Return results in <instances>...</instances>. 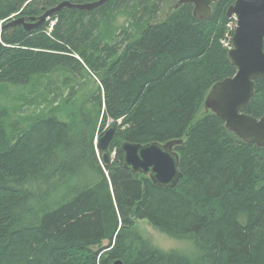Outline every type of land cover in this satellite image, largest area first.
I'll use <instances>...</instances> for the list:
<instances>
[{"label": "trees", "instance_id": "trees-1", "mask_svg": "<svg viewBox=\"0 0 264 264\" xmlns=\"http://www.w3.org/2000/svg\"><path fill=\"white\" fill-rule=\"evenodd\" d=\"M94 1L0 0V28ZM234 1L198 20L190 4L159 18L162 0H108L0 31V90L31 88L23 108L0 109V264H264V148L204 109L236 72L221 44ZM89 76L97 84L82 97ZM37 102L38 113L26 111ZM241 113L264 114V78ZM109 121L113 138L99 151ZM171 141H181L173 189L123 167L122 143ZM137 221L191 253L156 247Z\"/></svg>", "mask_w": 264, "mask_h": 264}, {"label": "water", "instance_id": "water-1", "mask_svg": "<svg viewBox=\"0 0 264 264\" xmlns=\"http://www.w3.org/2000/svg\"><path fill=\"white\" fill-rule=\"evenodd\" d=\"M107 1L97 0L84 4L63 2L44 11L39 17L28 20L19 17L4 27L21 26L24 31L29 32L41 27L62 9L91 12L102 7ZM219 1L177 0L164 16L172 9L191 4L193 17L206 20L211 16V5ZM161 16L162 14L159 18ZM225 16L227 19L235 18L231 49L228 50L227 57L236 72L233 77L216 83L210 89L204 99V109L211 111L222 120L225 129L242 142L264 148V114L261 118L255 119L241 113L254 95V82L264 78V0H235L226 10ZM3 28L1 27L0 31ZM112 138L113 129L109 128L102 137L98 138L97 149L107 150ZM180 144L181 141H171L163 145L157 143L137 145L124 142L120 146L123 166L132 174L148 177L157 188L173 189L182 178V173L179 171V156L174 151V147ZM103 160L105 163L108 162L106 154L103 155ZM113 264L123 263L116 260Z\"/></svg>", "mask_w": 264, "mask_h": 264}, {"label": "rangeland", "instance_id": "rangeland-1", "mask_svg": "<svg viewBox=\"0 0 264 264\" xmlns=\"http://www.w3.org/2000/svg\"><path fill=\"white\" fill-rule=\"evenodd\" d=\"M177 3V0H162L161 6H160V14H162L161 18L164 16V13L173 5ZM125 22H127V17L125 15L119 16L117 20V25L122 26ZM229 22V21H228ZM228 24V23H227ZM53 26V22L50 25ZM227 27V25H226ZM228 29V28H227ZM229 31V30H228ZM227 34V33H226ZM226 34L224 38L221 40V44L223 45L224 40H226ZM53 82L56 83L58 79L56 77L52 78ZM97 84L96 80L93 77H88L85 80L84 85V93H81V96L83 97L85 94H90L93 92L95 85ZM33 88V87H32ZM34 90V88H33ZM31 91V88H17L16 90L12 87H7L4 90H0V109H9L12 107L16 108H23L24 103L19 98L20 94L29 93ZM45 106V103L41 105L39 102H37L32 108L31 106L26 109V111H33V115L38 113L41 108ZM110 121L107 123V126L102 132L103 136L104 132H106L109 128L108 125H110ZM99 137V138H100ZM97 149V148H96ZM112 158H114V155H112ZM135 229L145 238L149 239L153 245L156 247L162 249V250H174L178 251L182 254H190L192 251V247L188 242L184 241H175L171 238L167 237L165 234L161 233L157 229H155L153 226H151L147 221H137L135 225ZM103 246H106V243H103Z\"/></svg>", "mask_w": 264, "mask_h": 264}, {"label": "built area", "instance_id": "built-area-1", "mask_svg": "<svg viewBox=\"0 0 264 264\" xmlns=\"http://www.w3.org/2000/svg\"><path fill=\"white\" fill-rule=\"evenodd\" d=\"M228 21L229 22L227 24V28L229 31L226 34V40H224L223 46L229 50L231 48V39H232L233 32L235 29V19L231 18V19H228Z\"/></svg>", "mask_w": 264, "mask_h": 264}, {"label": "bare ground", "instance_id": "bare-ground-1", "mask_svg": "<svg viewBox=\"0 0 264 264\" xmlns=\"http://www.w3.org/2000/svg\"><path fill=\"white\" fill-rule=\"evenodd\" d=\"M191 5V4H190ZM12 18V17H11ZM17 18H19V17H17ZM17 18H15V19H17ZM14 18H12L10 21H8L7 22V24L9 23V22H11L12 20H15ZM113 134H114V130H113ZM96 148H97V145H96ZM98 150V149H97ZM122 162H123V160H122ZM124 167V166H123ZM202 227V226H201ZM202 233V232H201ZM188 238V237H187Z\"/></svg>", "mask_w": 264, "mask_h": 264}, {"label": "flooded vegetation", "instance_id": "flooded-vegetation-1", "mask_svg": "<svg viewBox=\"0 0 264 264\" xmlns=\"http://www.w3.org/2000/svg\"><path fill=\"white\" fill-rule=\"evenodd\" d=\"M214 5V4H213Z\"/></svg>", "mask_w": 264, "mask_h": 264}]
</instances>
